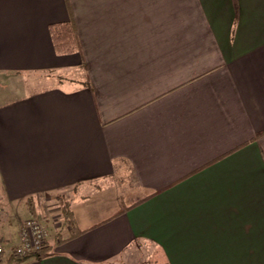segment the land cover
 <instances>
[{"label": "crops", "instance_id": "0c3cea01", "mask_svg": "<svg viewBox=\"0 0 264 264\" xmlns=\"http://www.w3.org/2000/svg\"><path fill=\"white\" fill-rule=\"evenodd\" d=\"M62 22L73 54L53 48ZM10 85L2 204L25 219L71 194L49 255L20 264H131L138 245L264 264V0H0ZM19 227L0 221L6 249Z\"/></svg>", "mask_w": 264, "mask_h": 264}, {"label": "rangeland", "instance_id": "374dc122", "mask_svg": "<svg viewBox=\"0 0 264 264\" xmlns=\"http://www.w3.org/2000/svg\"><path fill=\"white\" fill-rule=\"evenodd\" d=\"M42 85V84H41ZM39 85L38 87H40ZM37 86V84H36ZM10 86L4 87L5 89H0V94H4L3 97H9L11 95L5 96V94H8L7 91L10 90ZM70 194V192H68ZM66 193V194H68ZM68 194V195H69ZM68 195H65V193H54L47 196H42L38 199L37 202H29L31 205L29 208H31V212L33 213L32 216H27L25 219L22 218L21 214L19 213V216H16V212H18V209H22L25 206L21 205L14 208H8L5 207L4 204H2L1 200H3V192L0 188V221L3 219L4 221H12V224H14L15 220L19 218L20 225L28 218H34L38 220L42 225H44L48 230L51 237L53 238L57 232H60V228L64 226V221L61 220L60 215L65 210L67 205L66 198ZM71 195V194H70ZM23 206V207H22ZM18 215V214H17ZM12 216V218H11ZM135 248V247H134ZM133 248V251L131 252L132 260L131 264H166V260L164 256L161 254L159 250H157L153 246L149 245H138V248Z\"/></svg>", "mask_w": 264, "mask_h": 264}, {"label": "built area", "instance_id": "2783aa9c", "mask_svg": "<svg viewBox=\"0 0 264 264\" xmlns=\"http://www.w3.org/2000/svg\"><path fill=\"white\" fill-rule=\"evenodd\" d=\"M1 214V209H0ZM50 240L49 230L34 218L26 219L19 227L17 241L7 247L0 243V264L11 255L23 258L39 252Z\"/></svg>", "mask_w": 264, "mask_h": 264}, {"label": "trees", "instance_id": "16d2710c", "mask_svg": "<svg viewBox=\"0 0 264 264\" xmlns=\"http://www.w3.org/2000/svg\"><path fill=\"white\" fill-rule=\"evenodd\" d=\"M49 32H50V36L52 40V45H53V48L56 54L69 55V54H73L78 49L76 30L71 22H62V23L52 24L49 26ZM30 200L31 199H29V201ZM30 205L31 203H29V206ZM68 211L69 209L66 208L64 212H68ZM65 223H69V222L67 221ZM49 251H50L49 247L46 244L45 246H43V248L39 252H36L32 255H29L23 258H18L16 256L11 255L8 258L9 259H11V257L13 258L12 264H20L30 258L40 259L42 257H45L49 255L50 253Z\"/></svg>", "mask_w": 264, "mask_h": 264}]
</instances>
